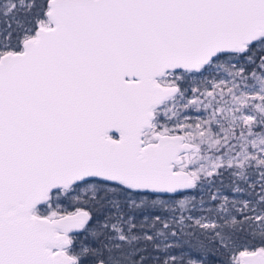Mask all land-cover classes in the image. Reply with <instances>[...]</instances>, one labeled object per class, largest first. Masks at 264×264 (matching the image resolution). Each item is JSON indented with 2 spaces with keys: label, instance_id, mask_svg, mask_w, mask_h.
I'll list each match as a JSON object with an SVG mask.
<instances>
[{
  "label": "snow or ice",
  "instance_id": "6c2138e0",
  "mask_svg": "<svg viewBox=\"0 0 264 264\" xmlns=\"http://www.w3.org/2000/svg\"><path fill=\"white\" fill-rule=\"evenodd\" d=\"M0 264H264V0H0Z\"/></svg>",
  "mask_w": 264,
  "mask_h": 264
}]
</instances>
